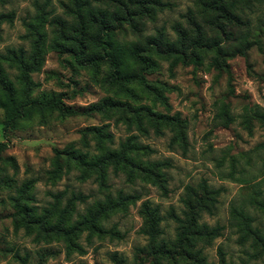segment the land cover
Wrapping results in <instances>:
<instances>
[{
    "label": "rangeland",
    "instance_id": "obj_1",
    "mask_svg": "<svg viewBox=\"0 0 264 264\" xmlns=\"http://www.w3.org/2000/svg\"><path fill=\"white\" fill-rule=\"evenodd\" d=\"M137 1L0 0V12L14 14L11 23H0L7 77L19 88L14 60L31 58L38 46L34 95L62 94L78 111H50L46 122L35 116L4 129L0 110L2 156L16 165L0 162V177L8 178L0 181V264H264V121L256 116L264 112V0L230 9L229 18L210 9L211 0ZM125 5L132 19L116 23L112 15L124 16ZM90 13L106 15L111 39L125 54L134 46L155 61L146 84L112 83L108 63L81 65L74 58L81 41L85 57L101 53ZM197 35L208 42L197 47ZM126 59L125 71L137 70ZM104 99L117 103L89 109ZM123 145L132 148L126 161L106 167L102 177L75 159ZM27 180L33 182L26 204L37 211L28 228L14 208ZM193 194L208 204L197 209V226L218 234L200 236L182 255L153 254L142 203L156 210L158 240L171 246L178 232L171 214L184 218V199ZM119 195L136 199L101 219V231L53 233L41 222L56 196L75 223Z\"/></svg>",
    "mask_w": 264,
    "mask_h": 264
},
{
    "label": "trees",
    "instance_id": "obj_2",
    "mask_svg": "<svg viewBox=\"0 0 264 264\" xmlns=\"http://www.w3.org/2000/svg\"><path fill=\"white\" fill-rule=\"evenodd\" d=\"M227 0H211L209 2L210 9L217 11L222 17L229 18L230 9L239 10L240 5H248L249 0H229V4H226ZM128 2H138L137 0H128ZM124 16H119L118 14H113V20L117 23L119 20L131 21V16L128 12L127 5L123 8ZM13 12H0V23L6 21L11 23L13 20ZM92 24L97 25L101 34L92 38L94 44L101 50L100 54H91L87 57L84 56L85 47L82 45V41L78 45V49L74 53V58L81 65H93L97 66L101 62H106L110 66V73L108 80L112 83L124 85L133 81H140L142 84L147 83L146 73L151 71L156 63L149 57L143 56L140 50L136 47L129 49V52L125 54V49L120 44H114L111 39L113 27L107 21L105 14L94 15L89 14ZM232 17V16H231ZM128 19V20H127ZM214 42V39L210 38ZM194 42L197 47L204 45L208 42L207 38H202L197 35ZM156 46V52L161 53L163 49L161 48L159 42H154ZM214 52L220 53V48L216 43L211 44ZM170 50V48H167ZM40 48L37 46L36 53L31 58H25L22 54L14 60L19 71V88H17L14 83L7 77L3 68L0 67V110L3 113L2 124L4 129H15L19 124L27 119L38 116L43 122H46L47 113L50 111L59 112L62 115H75L77 114V109L66 105L63 102L62 94H57L54 92H43L41 94L34 95V90L36 84L33 82L30 74L37 70L40 64V58H38L37 52ZM16 55V54H11ZM132 59V61L137 65V70L126 72L125 67L127 65V59ZM217 62V59L215 60ZM111 99H104L99 104H94L90 106V110H105L110 106L115 105ZM259 119L264 121V112L256 114ZM110 138L108 134L105 136ZM5 149V143L0 142V162H8L13 167H16L14 160L11 157H3L2 152ZM132 148H126L123 145L122 149L119 151L108 150L103 156H88L78 154L75 159L79 161L80 164L88 166V168H95L102 177L106 167L113 165L117 167L120 162L126 161L127 150ZM75 152H72L73 155ZM129 163V162H128ZM150 168V167H149ZM148 169V168H147ZM154 171L152 168H150ZM8 178L0 177V181H6ZM32 180H27L22 184V186L17 190L18 198H14L16 210L15 215L19 216L21 221L24 222V227L28 228V218L37 213L36 207L28 206L26 200L29 199V189L32 186ZM1 183V182H0ZM82 195H78L81 198ZM195 197L188 196L184 199V204L186 210H183L184 218H181L175 214H171L173 219L178 223L177 225V235L176 242L168 246L166 241L158 240L160 230L158 229V222L160 216L156 215V210L151 209L147 201H144L141 205V213L143 214L146 226L144 228V233L148 236L150 243L154 252L153 254L169 255L173 257V251H176L178 255H182L184 251L191 249L195 240L200 236H208L210 234H218V230L215 228H208L206 225L197 226L195 218L198 216V208H207L208 204L199 198L196 194ZM83 197V196H82ZM32 199V198H31ZM136 198L134 196H122L119 195L117 199L111 197H106V200L100 201L96 204L95 208H88L85 215H81V220L71 223L68 217V208L62 210L58 209L59 197L56 196V201L50 206V208L43 209V220L41 222L48 225L53 233H58L59 230H66L68 233H75L89 228L90 231H101L99 226V221L108 216V213L114 210L121 209L127 202L133 203ZM23 201V202H22ZM261 207L264 208V202H261ZM55 214V221L52 223L46 222V218L49 215ZM245 220L246 215L242 216ZM39 223L38 221H33ZM70 242V240H69ZM71 244V243H69ZM73 244V243H72ZM173 246V247H172Z\"/></svg>",
    "mask_w": 264,
    "mask_h": 264
}]
</instances>
